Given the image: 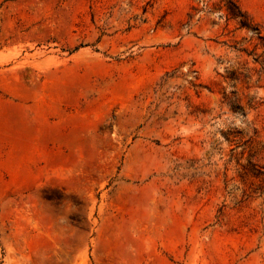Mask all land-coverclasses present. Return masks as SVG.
<instances>
[{
    "label": "rangeland",
    "instance_id": "1",
    "mask_svg": "<svg viewBox=\"0 0 264 264\" xmlns=\"http://www.w3.org/2000/svg\"><path fill=\"white\" fill-rule=\"evenodd\" d=\"M0 0V264H264V0Z\"/></svg>",
    "mask_w": 264,
    "mask_h": 264
},
{
    "label": "trees",
    "instance_id": "2",
    "mask_svg": "<svg viewBox=\"0 0 264 264\" xmlns=\"http://www.w3.org/2000/svg\"><path fill=\"white\" fill-rule=\"evenodd\" d=\"M223 5L228 11V16L231 20L238 21L241 29L253 30L255 34L261 37V33L254 27L249 17L240 9L235 0H223Z\"/></svg>",
    "mask_w": 264,
    "mask_h": 264
}]
</instances>
